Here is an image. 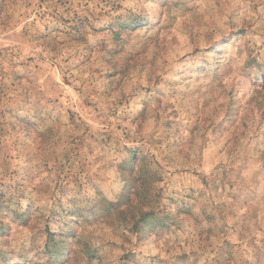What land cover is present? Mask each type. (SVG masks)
Instances as JSON below:
<instances>
[{"label":"clouds","instance_id":"9594fccd","mask_svg":"<svg viewBox=\"0 0 264 264\" xmlns=\"http://www.w3.org/2000/svg\"><path fill=\"white\" fill-rule=\"evenodd\" d=\"M45 7L57 8L66 18L72 11L66 13L65 8L88 17L78 33L83 43L69 45L63 35L57 36L49 42L57 51L47 53L46 58L80 52L89 58L88 67H96L104 56L111 59L105 70L119 69L128 55L129 38H142L161 28L191 26L202 33L197 46L202 39L204 66L218 74L212 96L202 97L211 99L214 111L202 107L199 94L188 100L151 103L142 110L138 101L151 95L146 92L153 86L150 74L135 87L119 89L110 99H123L116 120L121 129L112 133L102 152L89 139L94 132L86 131L87 125L79 118L69 121L64 115L56 123L40 111L52 107L61 111L48 102L49 96L59 93L51 91V81L44 83L42 72L34 71L29 80L0 93V124L6 133L0 152V229L4 230L0 232V264H122L128 248L139 250L137 237L152 235L159 221L175 216L179 204L169 201H179L182 194L173 191L169 170L195 166L202 144L212 139L210 126L233 133L243 124L254 129L264 114V0H72L65 8L53 0L51 7ZM201 7L211 17L203 28L197 27ZM100 28L103 32L93 33ZM55 62L59 64V59ZM225 79L231 80L230 89L223 86ZM17 106V114L35 130L13 146L16 137L7 128V110ZM145 120L154 122L147 137L142 131ZM166 123L172 124L173 131L179 127L178 135L170 136ZM173 140L178 146L169 148ZM101 156L102 163H96ZM244 211L251 214V209ZM17 216L27 220V228L20 226ZM101 223L129 240L128 248H115L111 236L97 231ZM259 226L264 230V222ZM256 235L253 231L234 241L240 245L234 264H264V236L252 240ZM218 239L232 237L229 233ZM198 251L203 254L199 264H215L220 259L214 246L202 245ZM135 264L147 262L138 257Z\"/></svg>","mask_w":264,"mask_h":264},{"label":"rangeland","instance_id":"374dc122","mask_svg":"<svg viewBox=\"0 0 264 264\" xmlns=\"http://www.w3.org/2000/svg\"><path fill=\"white\" fill-rule=\"evenodd\" d=\"M70 2L72 0H55L60 8ZM52 3L53 0H0V93L29 80L34 71L42 72L44 83L51 81V91L59 93L49 96L48 102L58 105L61 111L55 107L40 111L47 120L56 123L64 115L69 121L79 118L87 125L86 131L94 132L89 139L100 147L101 152L111 142L112 133L121 129L116 120L123 108V99L110 98L119 89L135 87L146 75L150 74L154 80L153 86L146 90L151 95L139 98L142 110L146 111L151 103L163 104L166 99L188 100L199 94L202 107L214 111L211 99H202L204 95L212 96L218 78L217 73L204 66L206 61L200 55L206 50L202 39L197 46V36L202 33L194 32L191 26H177L172 30L161 28L152 34L145 33L142 38H129L125 46L128 55L119 69L113 66L111 70H105L111 59L104 56L100 57L96 67H88L89 58L80 52L67 58H46L47 53L57 51L49 43L57 36L63 35L69 45L83 43L84 38L78 33L88 22L87 16L72 9L65 8L66 13L72 11L68 18L57 8L49 11L45 5L51 7ZM199 11L202 19L197 27H207L211 17L204 15L205 8L201 7ZM100 32L103 28L93 30L94 34ZM99 44L103 45V41ZM57 59L59 64L55 62ZM5 65L8 71H5ZM231 83L230 79H225L223 86L230 89ZM18 108L7 110V128L16 137L13 146L21 138H30L35 130L30 121L17 114ZM165 128L170 136L179 133V127L173 131L171 123H166ZM210 128L212 139L202 144L195 166L169 170L173 191L181 193L182 198L169 201L179 204L175 216H166L159 221V227L152 235L136 238L135 245L139 250L128 248L131 242L113 234L110 225L98 224L97 231L111 236L115 248L121 251L128 248L121 257L122 264H135L138 257L147 264H199L203 259V254L198 251L202 245L218 249L220 259L215 264H234L238 257L236 249L240 247L234 241L246 238V234L253 231L257 235L252 236V240L264 236V230L259 226L264 222L261 215L264 211V148L261 147L264 144V114L259 116L254 129H249L247 124L241 125L235 133L231 129H221L219 125ZM153 130L154 122L145 120L143 134L150 136ZM5 135L0 124V152ZM176 146L177 141L173 140L169 148ZM102 160V156L98 157L96 163H102ZM246 208L251 209V214L244 211ZM16 219L20 220V226L27 228L26 219L21 216ZM229 233L232 240L218 239ZM68 235L74 236V233Z\"/></svg>","mask_w":264,"mask_h":264}]
</instances>
